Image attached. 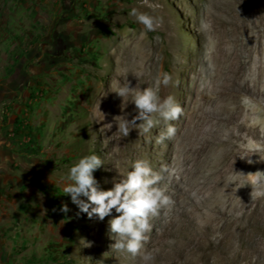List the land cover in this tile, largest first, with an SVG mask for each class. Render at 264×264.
<instances>
[{
    "label": "rangeland",
    "instance_id": "rangeland-1",
    "mask_svg": "<svg viewBox=\"0 0 264 264\" xmlns=\"http://www.w3.org/2000/svg\"><path fill=\"white\" fill-rule=\"evenodd\" d=\"M132 9L155 16L159 27L146 31L130 15ZM240 27V38L243 29L252 41L258 38L264 0H0V264H145L143 256L155 249L160 228L152 223L136 255L114 250L110 217L100 221L78 214L60 178L91 153L104 161L93 173L104 190L130 170L135 161L130 138L110 131L118 128L116 118L107 119L102 103L110 98L117 116L131 97L122 100L114 91L128 82L141 89L163 87L183 109L171 123L176 128L171 139L157 143L159 134L146 133L150 150L143 134L132 130L137 146L145 148L144 159L154 170L165 168L191 139L184 121L194 101L193 79L209 86L227 74L231 35ZM260 38L253 59L264 58ZM162 72L171 75L167 86L159 83ZM255 107L251 118L264 123V100ZM252 141L264 158V141ZM253 161L255 171L248 172L249 163L242 171L257 184L251 199L258 222L249 226L244 207L224 252L228 258L237 254L236 264H264V160ZM232 175L230 186L237 184ZM64 204L66 213L60 210ZM198 214L176 218L165 239L182 243L190 233L218 242L204 226L213 215Z\"/></svg>",
    "mask_w": 264,
    "mask_h": 264
},
{
    "label": "bare ground",
    "instance_id": "bare-ground-1",
    "mask_svg": "<svg viewBox=\"0 0 264 264\" xmlns=\"http://www.w3.org/2000/svg\"><path fill=\"white\" fill-rule=\"evenodd\" d=\"M241 27L234 29L231 35L232 57L231 61H228L227 74H223L209 86L201 85L197 77L193 79L194 101L184 121L191 139L187 144L185 143L184 147L176 150L165 168H156V171L164 175L162 186L167 187L174 204L170 209H161L160 214L152 219L151 223L160 228V233L155 237L156 241L153 245L155 249L149 253L151 259L143 260L142 263L236 264L238 255L228 258L224 252L233 231L240 228L241 218L244 217L243 208L246 207L245 217L250 227H254L258 222L256 199H251L252 190L257 184L249 176V173L255 169L256 162L248 165V173L244 170L246 159H241L238 155L246 152L252 160H264L260 156L261 149L252 144V140L264 141V136L261 137V133L264 134V123L260 124L254 117L251 118L257 113L256 104L264 100V61L262 60L264 58L253 59L254 48L260 46V37L264 36V29L256 27L258 38L252 41L250 36L245 34L244 29L242 38L237 35ZM159 95L161 98L166 97L163 87L159 88ZM107 98L101 101L103 109L107 119L114 121L115 107L112 106L110 98ZM245 99H248L250 103L247 104ZM123 104H127V107L123 109L124 112L135 115L134 103L127 100ZM117 113L121 115L122 110L117 109ZM164 128V124L161 123L153 128L152 132L160 134ZM134 130L138 133V130ZM110 131L119 132L118 128H112ZM120 136L123 135L120 133ZM137 136L132 130L128 136H125L130 138L129 152L134 154L133 160L144 159V149H152L151 138L148 135L142 136L145 148L137 146ZM246 143H250V146H245ZM242 168H244L243 171ZM240 172L245 175H241ZM229 174H236L237 184H234L236 186L229 185ZM210 192L214 194L213 197L203 200L202 198ZM202 208L205 211H202ZM194 212H198V215L202 217L213 215L210 220H205L204 226L206 234L219 236L218 242L214 243L210 240L212 238L204 242L201 236H192L189 233L188 237L186 232L181 233V236H187L185 242L165 239L170 232L169 225L174 223L176 218L181 219L182 216ZM261 216L264 219L263 211ZM167 217H170L169 222L166 221Z\"/></svg>",
    "mask_w": 264,
    "mask_h": 264
},
{
    "label": "clouds",
    "instance_id": "clouds-1",
    "mask_svg": "<svg viewBox=\"0 0 264 264\" xmlns=\"http://www.w3.org/2000/svg\"><path fill=\"white\" fill-rule=\"evenodd\" d=\"M130 15L135 16L136 21L148 32L155 31L161 22L155 16L136 9H132ZM170 80L168 72H162L159 76L161 85L167 86ZM114 92L122 100L130 96L135 105V115L124 112L123 109L127 107L124 104L121 106L122 114L115 116L116 125L123 136H128L133 129L138 130V135L149 133L161 123L165 128L156 137L157 143L175 135L176 128L170 122L179 119L183 109L172 95L161 98L158 87L141 89L130 86V82ZM238 157L246 159L249 164L254 163L246 152H241ZM102 165L104 161L95 153L81 156L60 178L64 183L63 194L70 196L71 202L79 210L78 214L85 213L89 219L95 216L100 221L110 217L107 224L109 238L114 241L111 247L136 255L148 239L147 234L153 227L152 219L160 214L161 209H170L174 204L167 187L162 186L165 177L162 172L154 170L148 160L137 159L131 162L130 170L124 176L119 180L113 177L112 187L104 190L93 175ZM60 210L65 213L69 211L66 204ZM143 259L149 261L151 255L145 254Z\"/></svg>",
    "mask_w": 264,
    "mask_h": 264
}]
</instances>
